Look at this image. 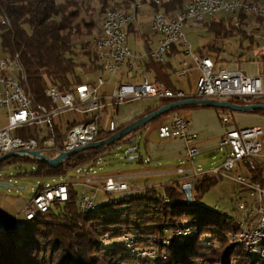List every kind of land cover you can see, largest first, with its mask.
Returning <instances> with one entry per match:
<instances>
[{
  "label": "trees",
  "instance_id": "obj_1",
  "mask_svg": "<svg viewBox=\"0 0 264 264\" xmlns=\"http://www.w3.org/2000/svg\"><path fill=\"white\" fill-rule=\"evenodd\" d=\"M84 1L0 0L2 57L19 55L26 75L24 92L33 105L48 104L45 90L49 86L66 93L72 92L79 84L88 83L78 73L80 67L102 71L93 50L84 52L82 48L77 49L71 40L73 33L82 30V16L92 13L89 3ZM95 1L100 14L110 7H127L131 2ZM251 2L258 4L259 0ZM251 20L242 13L211 18L204 28L217 43L200 47L195 53L200 57L211 55L217 68L231 61H248V56L253 57L254 61H264V40L256 35L258 32L264 33V20L260 17L253 23ZM83 23L87 33L91 32V19ZM232 43L236 44L234 52L227 46ZM171 53L168 52L166 56L171 58ZM167 57L164 62L142 59L137 62L136 71L128 66L120 82L123 79L127 83L138 82L142 75L151 71L156 80L174 90L172 64ZM131 71L133 73L130 74ZM151 100L156 103L129 120L121 121L117 110L116 131L172 102ZM232 102L243 104L237 99ZM255 103L264 104V98ZM219 110L227 115L233 113L226 109ZM251 113L264 115V111ZM146 125L116 143L78 153L57 168L32 159L12 158L19 165L15 167L14 174L0 173V183L8 184L12 178L63 177L84 166L100 167L103 157L112 155L121 143L129 145L130 140L141 133ZM13 134L35 138L40 142L51 134V130L49 127L33 126L15 130ZM110 135L102 131L100 138ZM137 142L138 139L131 144L132 148L139 146ZM4 163L0 167H4ZM243 167L252 183L264 185L262 160L252 158ZM223 178L211 173L195 178L192 201H188L183 191L185 183L173 181L143 189L130 188L118 195H111L106 202L96 204L89 212L79 210V194L70 184L66 202L54 203L47 212L26 221L25 226L16 225L14 219L1 223L0 264H264V257L249 252L233 238L239 230L240 218L200 205L202 196L222 182ZM38 189L37 186L35 190ZM262 245L264 247V243Z\"/></svg>",
  "mask_w": 264,
  "mask_h": 264
},
{
  "label": "built area",
  "instance_id": "obj_2",
  "mask_svg": "<svg viewBox=\"0 0 264 264\" xmlns=\"http://www.w3.org/2000/svg\"><path fill=\"white\" fill-rule=\"evenodd\" d=\"M144 0H131L129 5L134 6V13H125L121 17H114L111 7L106 9V22L102 36L93 40V52L96 63L102 71L110 76L114 82V90L110 96H99V88L105 84L102 77L97 80L82 83L72 92L61 93L56 87L49 86L45 90L48 104L33 105L30 97L24 92L26 75L19 60V55L14 57H0V119L6 118L7 125H0V156L19 149H42L48 153L57 154L59 151H70L100 139L101 132L113 134L117 129V107L126 101L143 99L172 100V102L187 99L182 91L168 88L164 83L150 79L143 75L137 83L117 82L113 78L122 70L125 63L134 58H145L164 62L167 53L172 47H181L200 68V76L196 82V98L243 101V104L255 103L264 98V77L261 75L248 76L239 70L217 68L211 55L198 56L192 45L186 39L185 27L200 24V20L209 15L245 14L242 2L228 5L222 0H178L181 10L173 11L174 20L157 21L154 12L148 21L151 33L156 36V46L143 54L133 56L131 49L126 44V28L130 24L137 26L142 32L141 24L136 22V15L141 10ZM199 4H208V11H199ZM172 11V10H169ZM191 13H198V20H191ZM264 40V37H261ZM185 76V72L179 77ZM69 110H77L84 119L82 121H66L62 115ZM104 120H107V131L104 130ZM225 134L220 146L226 149L223 161L219 167L203 172L232 178L236 182L249 184L250 202H238L237 211L242 220H245L244 238H257L264 234V185L252 183L245 175L233 172L236 167L246 164L252 158L264 162L263 141L264 133L259 127L236 128L230 126L229 116L222 118ZM49 127L51 134L40 142L35 138H23L14 135V131L24 127ZM57 131V132H55ZM160 140L179 138L186 143L188 158L198 154V149L193 146L196 134L189 130V121L178 115L173 116L168 125L158 128ZM180 174H187L186 182L198 174L190 168L179 169ZM74 182L64 179H52L38 183V190L27 204L21 209L28 220L34 212H47L54 203H63L69 197V185L76 184L93 191H104L107 194L118 195L130 189L123 178H102L103 187L99 188L95 182L100 179L93 178L94 167L84 166L73 172ZM12 181L11 179L9 180ZM95 200V199H94ZM93 198L85 193L79 195L78 207L81 212L89 207H95ZM264 252V250H258Z\"/></svg>",
  "mask_w": 264,
  "mask_h": 264
},
{
  "label": "rangeland",
  "instance_id": "obj_3",
  "mask_svg": "<svg viewBox=\"0 0 264 264\" xmlns=\"http://www.w3.org/2000/svg\"><path fill=\"white\" fill-rule=\"evenodd\" d=\"M116 0H114L115 2ZM85 3H89L90 9L92 13H89L88 15H83L84 18L83 22L88 23L89 19L93 22V28L92 31L87 33L85 30L84 23L82 22L81 25V32L79 33H73L71 40L73 45L77 47V49L82 48V51H88L93 50V39L97 34V31L99 29V23L100 19L102 17V14L98 11V5L95 0L90 2L89 0H85ZM164 9V8H163ZM91 14V15H90ZM141 21V17L139 19ZM264 20V19H263ZM144 31H150L149 27L144 26ZM135 31H137V27L135 28ZM185 31L187 33L186 39L187 41L192 45L193 51H196L200 47L207 46L208 44H215L213 36L206 31L204 26L202 28H191L189 26L185 27ZM258 36L263 37L264 33L258 32ZM135 33H131L128 38V46L133 51L140 49L142 53H144L145 46L142 43L140 39L135 38ZM231 46L227 45L229 47V50L234 52L236 44L232 43ZM84 49V50H83ZM137 52V51H136ZM0 57H2V52L0 50ZM172 64V71H171V80L172 82L181 89H184L188 94L196 93V79H197V71L196 68L192 62V59L189 56H186L185 54H181L176 58L170 59ZM185 72V76L179 77V74ZM78 73L82 75L83 79L85 81H95L98 77H102L105 80V84L99 88V96H110V94L114 90V82H112L109 79V75L106 74L103 71H95L91 69L90 67H80L78 69ZM170 113L163 114L158 116L156 119L150 121L148 125L145 127L141 133L142 140L138 139L139 144V150L135 154H130V157H133L132 160H129L126 158V151L130 149L132 146L131 144H123L121 143L118 147H116L113 151V154L107 157H103L102 161L103 164L100 167H94L95 174H93V178H106V177H116V176H123L125 177V180L129 184L130 188L133 189H141L144 186V184L152 182H146L148 179L144 177L143 169L144 165L142 160L143 156H145L144 151V143L145 140H147V137H151L154 133V129L159 123L156 122L157 120H166L170 117ZM162 116V117H161ZM84 115H82L77 110H69L66 113L62 115V118L66 121H82L84 119ZM159 118V119H158ZM167 123V122H166ZM0 125L6 126V118L2 117L0 119ZM104 130L107 131V120H104ZM154 130V131H153ZM264 131V128H263ZM105 133V132H104ZM264 133V132H263ZM264 144V141H263ZM223 153L220 152L216 154V161L219 162V157L222 156ZM195 166L200 165V167H208L210 166V159L205 157V154H200L194 158ZM4 163V162H3ZM19 165L15 163L12 158L8 159L4 163V167H0V173H11L14 174L15 167ZM234 173L237 175H245L248 177V172L246 168L243 167V165H240L239 167H236L233 170ZM73 172H69L64 179H68L70 182H74L73 180ZM59 176L52 177V178H46V179H40V178H31L30 180H15L11 179L13 182L12 186L4 189L0 187V224L2 221L10 218H15L16 225L18 226H25L26 219L23 216V214L20 211V208L25 205L31 197L33 196V193L38 185L42 180L43 181H49L52 179H55L57 181L60 180ZM95 184L98 185L99 188L103 187L104 182L103 181H97ZM160 186V185H158ZM217 186V187H216ZM215 187H212L210 190H208L200 199V205L211 209L213 211L219 212V213H227L230 215H233L235 217H240V212L237 211L236 205L239 202H250V186L249 184L240 183L234 181L232 178L226 177L224 181L218 183ZM74 189L77 191L79 195L82 193L87 194L88 196L93 198V201L95 204H102L106 202L111 194H107L104 191H93L89 188H85L79 185L74 184ZM95 199V200H94Z\"/></svg>",
  "mask_w": 264,
  "mask_h": 264
},
{
  "label": "crops",
  "instance_id": "obj_4",
  "mask_svg": "<svg viewBox=\"0 0 264 264\" xmlns=\"http://www.w3.org/2000/svg\"><path fill=\"white\" fill-rule=\"evenodd\" d=\"M119 8H126V7H119ZM153 13H154V7L151 5V3L150 2L143 3L141 10L136 15V22L141 24L142 32L141 33L138 32V29L137 31H135V28L137 27L135 24L128 25L126 28V31H127L126 44L128 42V38L130 34L135 33L136 35L135 38L137 40L140 39L142 41V43L145 46L146 51H148L149 49L155 48L156 36H154L151 33L150 28H149L150 30L149 32L144 31L143 29L144 26L149 27L148 21L151 18ZM139 17H141V21L137 20L139 19ZM170 51L172 52L170 54L171 58H176L182 53L185 54L181 47H174V49ZM131 52L133 56H137L138 54H143L140 51V49L135 50V51L131 49ZM196 54L198 55V53ZM134 58H131L125 63L122 70L113 78L114 80H116L117 82H120V77L123 75L125 71H127L128 66H131L134 71L138 69L137 62H141L142 60H136ZM169 58L167 57V59ZM250 59L253 60L254 58L253 57L250 58L248 56L247 58L248 61H245V62L231 61L222 67L228 68L229 70L242 71L248 76L261 75L264 77V61H254L253 60V62H250L249 61ZM192 62L198 74L197 79H196V82H197L200 76V68L193 60ZM131 73H133V71H131L130 74ZM144 75L148 76L150 79H155L154 73L151 71L145 73ZM141 77L139 79H141ZM109 79H110V76H109ZM124 80L125 79H123L122 81L125 82ZM130 83H137V81H130ZM263 84H264V79H263ZM173 88L174 90L182 91L185 94V96H187V99L195 97L196 95V93L188 94L184 89L178 88L174 83H173ZM155 103L156 102L151 99L126 101L122 105L117 107L118 116L120 117L121 121H125V120L132 119L134 117H138L146 108H148L149 106ZM175 115L188 119L189 130L192 133H195L197 136L195 141L193 142V146L198 149V154L196 156L200 154L201 155L205 154V157L210 159V166L205 167V168L203 166L200 167V165L195 166V163L193 160L196 156L192 157V159L187 157L186 143L184 142V140L179 139V138H168V139L160 140L158 138V134H157L158 128L162 125H168L171 122L173 116ZM224 115L226 114L220 111L219 108L191 105V106L181 107L180 109L174 112H171L170 117L167 118L166 120H160L158 118L159 120H157L156 122L159 121V123L154 129L155 131L153 130L154 131L153 135L151 137H147V140H145V143H144V151L146 154L145 156H143V159H141L143 164H145L143 173H144V177L148 179L146 182H152V183L144 184L145 187L143 188L150 187V186H158V185H162L165 183H171L173 181H181L184 183H190L193 189V182H194V179L197 177L191 178L189 182H186L185 178L187 177V174H180L178 172L179 169L190 168L194 170L195 172H197L198 174L203 175L205 174L203 172L219 167L223 161L224 154L226 151L224 147L220 146V143L224 137L225 128H226L222 124V118L224 117ZM228 116H229L230 126H235L237 128L259 127L262 130L264 128V115L254 114L251 112H246V113L233 112V113H230ZM144 129L146 128L144 127L142 131ZM141 133L137 134L136 140L137 139L142 140ZM137 148L139 150V146ZM262 151L264 153V144H263ZM220 152H222L223 155L219 157L220 163H218V162H215L216 161L215 156L216 154ZM119 177L123 178V180L126 181L125 177L123 176H119ZM225 178L226 177L223 178V181ZM98 179H100V182L102 181V177Z\"/></svg>",
  "mask_w": 264,
  "mask_h": 264
},
{
  "label": "water",
  "instance_id": "obj_5",
  "mask_svg": "<svg viewBox=\"0 0 264 264\" xmlns=\"http://www.w3.org/2000/svg\"><path fill=\"white\" fill-rule=\"evenodd\" d=\"M191 105L226 109L232 112H242V113L253 112V111H264L263 103L235 104L233 102H228L225 100L200 99V98L192 97V98L179 100V101H175V102H171L169 104L163 105L160 108L142 117H139L136 120L132 121L131 123L125 125L120 130L116 131L110 136L105 137V138H100L95 142L88 143L79 148H76L70 151H59L54 156H52V153H48L42 149H36V150L19 149V150L11 151V152L1 155L0 164H2L3 162L11 158H20V159H32L36 162L46 164L50 168H57L63 163H65L67 160H69L72 156L78 153L96 149L101 146H107V145L116 143L120 141L122 138L135 132L140 127L148 124L150 121L154 120L158 116L171 112L174 109L181 108L184 106H191ZM135 142H136V137H133L130 140V144H134ZM137 151H138V148L133 147V148L128 149L125 155L129 156L130 154H135ZM132 158L133 157H129L128 159L132 160ZM11 186H12V183H8V184L0 183V187L4 189H7ZM183 191L186 197L188 198V201H192V185L190 183H185V185L183 186ZM23 206L20 208V211L23 208ZM10 219L15 220V218H10ZM26 221L28 220L26 219Z\"/></svg>",
  "mask_w": 264,
  "mask_h": 264
},
{
  "label": "bare ground",
  "instance_id": "obj_6",
  "mask_svg": "<svg viewBox=\"0 0 264 264\" xmlns=\"http://www.w3.org/2000/svg\"><path fill=\"white\" fill-rule=\"evenodd\" d=\"M149 1L151 5L154 7V12L157 13V21H164V20H174V13L173 11L181 10V3H178V0H144ZM226 2L228 5H236L242 4L245 7V14L246 16L251 17L252 23L255 22V19L260 17L264 19V0H259L258 4H254L251 0H222ZM164 8V9H163ZM112 14L114 17H121L125 13H134V6L128 5L126 8H119V7H111ZM172 10V11H169ZM199 11H208V4H199ZM223 15L225 14H218ZM218 15H209L208 17L204 18V20H200V24H192L190 25L191 28H202L211 18H214ZM191 20H198V13H191ZM106 22V12L102 14L99 23V29L97 31L96 36L93 40L99 39L103 32H104V23ZM238 24V23H237ZM258 36V34H256ZM261 37V36H259ZM264 37V36H263ZM94 207H89L84 209L83 212L92 211ZM42 212H34L30 214L28 221H31L35 218V216ZM240 218V225L239 230L236 235L233 236L236 239V236H245V220ZM262 231L264 232V224H262ZM238 242L242 243L244 247L249 251L256 253L262 257H264V252H260L258 250H264L263 243H264V234H258L257 238H244V237H237L236 239ZM152 254V253H150Z\"/></svg>",
  "mask_w": 264,
  "mask_h": 264
}]
</instances>
